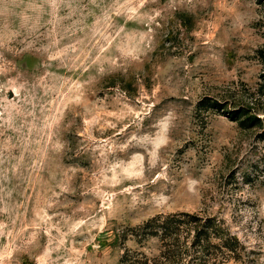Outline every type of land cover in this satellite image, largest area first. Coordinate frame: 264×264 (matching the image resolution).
I'll use <instances>...</instances> for the list:
<instances>
[{"label":"rangeland","instance_id":"374dc122","mask_svg":"<svg viewBox=\"0 0 264 264\" xmlns=\"http://www.w3.org/2000/svg\"><path fill=\"white\" fill-rule=\"evenodd\" d=\"M172 220L264 264V0H0V264H136Z\"/></svg>","mask_w":264,"mask_h":264},{"label":"trees","instance_id":"16d2710c","mask_svg":"<svg viewBox=\"0 0 264 264\" xmlns=\"http://www.w3.org/2000/svg\"><path fill=\"white\" fill-rule=\"evenodd\" d=\"M193 219L194 221L197 220L196 218ZM206 222L207 223L204 224V226H206L208 229H211L212 232H215L219 221L215 223L213 219H207ZM174 223V220H172L165 223V226L163 227L165 234H163L161 238L162 249L160 250L159 258H148L142 254H139V256L136 255L133 259L136 264H174L176 263V258L180 254L188 257V264H209L211 260V264L221 263V260L216 262V258L213 256V253H210L208 250V240L210 237L208 232L206 234L198 231L196 234H194L190 243L184 244L183 241H178V239L174 237V232L171 231ZM147 227H151L149 221L144 223L141 229H145Z\"/></svg>","mask_w":264,"mask_h":264}]
</instances>
